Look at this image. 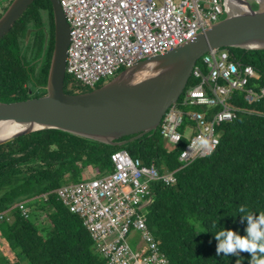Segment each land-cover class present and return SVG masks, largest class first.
<instances>
[{"label":"trees","instance_id":"16d2710c","mask_svg":"<svg viewBox=\"0 0 264 264\" xmlns=\"http://www.w3.org/2000/svg\"><path fill=\"white\" fill-rule=\"evenodd\" d=\"M30 29L33 33L27 42ZM54 43L53 5L50 0H35L0 40V102L47 95ZM229 51L259 72V79L250 87L260 92L264 88V51ZM104 84L89 89L67 76L64 89L68 94H80ZM230 104L238 116L219 127L217 150L189 166L179 162L188 141L168 144L159 129L123 147L59 130L37 132L1 146L0 214L10 213L15 219L0 222V234L14 253L12 264H107L81 217L72 214L54 192L64 184L81 182L88 170H94L97 177L112 173L111 155L119 150L140 159L145 168L176 173L175 184L152 182L144 210L148 227L171 264H236L237 259L248 264V252L217 255L213 233L225 229L246 235L248 221L237 212L240 205L251 212H264V98L247 103L245 94L236 92ZM43 195H48L47 202ZM39 197L40 201L28 202ZM21 203L26 204L29 218L23 216Z\"/></svg>","mask_w":264,"mask_h":264},{"label":"built area","instance_id":"2783aa9c","mask_svg":"<svg viewBox=\"0 0 264 264\" xmlns=\"http://www.w3.org/2000/svg\"><path fill=\"white\" fill-rule=\"evenodd\" d=\"M70 26L66 77L93 89L119 71L151 57L165 54L226 17V0H59ZM259 72L233 57L229 49H215L195 64L179 101L165 113L159 126L163 140L178 145L188 141L180 162L189 166L212 155L220 143L217 128L233 122L238 110L230 104L236 92L247 103L264 98V88L250 87ZM202 111L189 114L185 108ZM185 117L195 124L185 125ZM184 127L185 132L180 130ZM190 129V133L187 131ZM207 140L201 147L198 138ZM114 171L76 184H64L54 193L72 213L81 217L107 264H171L159 248L144 215L152 182L169 186L176 173L160 174L145 168L128 151L111 155ZM45 202L48 195H43ZM41 197L28 201L34 203ZM25 218L26 204L19 205ZM14 216L1 213L0 222ZM136 235L139 237H136ZM143 245L139 252L130 242Z\"/></svg>","mask_w":264,"mask_h":264},{"label":"water","instance_id":"95a60500","mask_svg":"<svg viewBox=\"0 0 264 264\" xmlns=\"http://www.w3.org/2000/svg\"><path fill=\"white\" fill-rule=\"evenodd\" d=\"M50 1L55 43L47 95L16 103L0 102V147L47 130L63 131L112 147L126 146L159 129L203 55L230 48L264 51V0H226V17L183 46L139 62L93 91L68 94L64 87L71 30L59 0ZM34 2H12L0 18V40ZM32 33L31 29L27 31V42ZM12 128L18 130L12 132ZM127 137L132 138L121 141Z\"/></svg>","mask_w":264,"mask_h":264},{"label":"clouds","instance_id":"9594fccd","mask_svg":"<svg viewBox=\"0 0 264 264\" xmlns=\"http://www.w3.org/2000/svg\"><path fill=\"white\" fill-rule=\"evenodd\" d=\"M198 142L202 148L207 146V140L202 137L198 138ZM237 212L243 213L241 219L248 221L246 235L225 229L214 232V239L218 242L216 254L223 252L226 256L229 253L238 256L239 252H248L251 254L248 264H264V212H251L244 205H240ZM212 226H216V221ZM236 264H241L240 259L236 260Z\"/></svg>","mask_w":264,"mask_h":264},{"label":"rangeland","instance_id":"374dc122","mask_svg":"<svg viewBox=\"0 0 264 264\" xmlns=\"http://www.w3.org/2000/svg\"><path fill=\"white\" fill-rule=\"evenodd\" d=\"M14 0H0V2H2V4H3V11H1L0 12V17L4 14V12L10 7V5L12 4V2H13ZM252 4H254L253 2H252ZM254 6V5H253ZM106 83H108V82H106ZM105 83V84H106ZM104 84V85H105ZM47 87V86H46ZM102 87V86H101ZM81 94V93H80ZM197 109H199V108H193V107H189V108H185L184 109V111L186 112V114L187 113H189V114H193V113H196V112H201L202 110L200 109V110H197ZM186 124H191L192 126H194L195 127V124L194 123H192V122H190L189 121V118L188 117H185V125ZM181 132H182V129L180 130ZM187 133L189 134L190 133V129L187 131ZM217 133H219V128H217ZM164 142H166L165 140H163ZM167 143V142H166ZM168 145V144H167ZM180 162V161H179ZM182 164V166H184V164L183 163H181ZM175 173V172H174ZM95 177H97V173L94 171V170H88V172L87 173H85V175H84V178H87V180H91L92 178H95ZM3 244H4V241H3V243L2 242H0V247H3ZM130 244H131V247H132V249L133 250H137V246L135 247V244H134V242H130Z\"/></svg>","mask_w":264,"mask_h":264},{"label":"crops","instance_id":"0c3cea01","mask_svg":"<svg viewBox=\"0 0 264 264\" xmlns=\"http://www.w3.org/2000/svg\"><path fill=\"white\" fill-rule=\"evenodd\" d=\"M167 113V112H166ZM82 220V219H81ZM83 221V220H82ZM84 224V223H83ZM91 235V234H90ZM92 237V236H91ZM136 237H138L136 235ZM139 238V237H138ZM93 239V238H92ZM4 239L1 238V234H0V242L3 243ZM6 261H8V263L12 264L14 263V253L11 250L7 249V246L5 244H3V247H0V264L5 263Z\"/></svg>","mask_w":264,"mask_h":264},{"label":"bare ground","instance_id":"6f19581e","mask_svg":"<svg viewBox=\"0 0 264 264\" xmlns=\"http://www.w3.org/2000/svg\"><path fill=\"white\" fill-rule=\"evenodd\" d=\"M223 20V19H222ZM221 20V21H222ZM220 22V21H219ZM14 28V27H13ZM186 44V43H185ZM152 58V57H151ZM147 59H150V58H147ZM147 59H144V60H142V61H145V60H147ZM142 61H140V62H142ZM139 63V62H138ZM137 64V63H136ZM135 64V65H136ZM133 67V66H132ZM131 68V67H130ZM123 70H121V71H119L114 77H111V78H109L108 80H106V81H103V82H101L99 85H101V84H104V83H106V82H110V81H112L115 77H117L121 72H122ZM99 85H97V86H99ZM96 86V87H97ZM46 89H47V87H46ZM16 130H18L17 128H12L10 131H16ZM27 214H28V211H27ZM137 250H133L132 249V247H131V249H132V251H134V252H139V250H140V247L143 245V243L139 240L138 242H137Z\"/></svg>","mask_w":264,"mask_h":264},{"label":"flooded vegetation","instance_id":"af4514ba","mask_svg":"<svg viewBox=\"0 0 264 264\" xmlns=\"http://www.w3.org/2000/svg\"><path fill=\"white\" fill-rule=\"evenodd\" d=\"M0 4H1V11H2L4 6H3L2 2H0ZM254 6H256L255 3H254ZM1 11H0V12H1ZM5 12H6V11H5ZM5 12H4V13H5ZM226 14H227V11H226ZM1 17H2V16H1ZM1 17H0V18H1Z\"/></svg>","mask_w":264,"mask_h":264}]
</instances>
